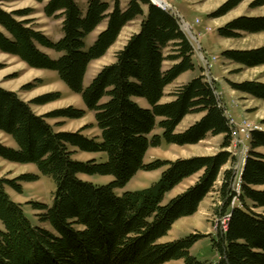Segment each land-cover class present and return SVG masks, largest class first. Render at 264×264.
Masks as SVG:
<instances>
[{
	"label": "trees",
	"instance_id": "1",
	"mask_svg": "<svg viewBox=\"0 0 264 264\" xmlns=\"http://www.w3.org/2000/svg\"><path fill=\"white\" fill-rule=\"evenodd\" d=\"M243 1L227 0L209 17H223ZM262 5L264 0H259L250 7ZM43 13L61 20L57 41L34 27L31 9L7 12L0 7V53L16 57L29 68L55 72L93 113L99 136L88 138L83 130L56 131L47 122L48 118L80 119L83 110L69 107L42 116L32 111L30 105L49 103L56 94L25 102L0 87V132L15 144V148L0 144V159L32 164L54 185L50 205H32L41 213L39 221L50 227L47 230L33 225L22 205L6 193V187L20 193L18 182H33L37 177L0 178V264H264V215L253 211L264 209V153L258 151L264 150V132H251L250 150L237 167V158L226 150L231 141L228 120L204 76L179 87L170 102L160 103L168 85L194 70L193 48L178 21L150 0H128L124 9L120 0H88L84 8L76 0H48ZM136 19L140 20L138 31L85 87L89 64L102 58L122 29ZM102 24L103 30L87 47L86 38ZM217 32L225 39H237L240 33H264V17H240ZM43 49L57 57L52 59ZM222 55L248 68L264 65V47ZM166 61L172 65L164 70ZM232 87L264 99L263 84ZM137 99L144 100L147 107H141ZM191 114L202 117L176 133ZM156 128L161 135L152 134ZM207 135L222 136L220 151L212 156L144 163L147 151L162 140L178 146L195 145ZM72 149L100 154L104 160L76 161ZM161 168L165 169L149 188L116 193L137 172ZM81 175L110 176L112 181L97 185ZM195 175L193 185L165 200ZM218 180L215 213L220 221L227 215L228 219L225 230L220 226L210 240L217 259L199 261L191 255V248L203 238L198 235L160 242L175 222L197 212Z\"/></svg>",
	"mask_w": 264,
	"mask_h": 264
},
{
	"label": "rangeland",
	"instance_id": "2",
	"mask_svg": "<svg viewBox=\"0 0 264 264\" xmlns=\"http://www.w3.org/2000/svg\"><path fill=\"white\" fill-rule=\"evenodd\" d=\"M44 3H37L34 0H0V7L11 12L14 10L31 9L32 15L29 17L33 20L32 24L36 29L41 31L51 41H57L61 37V20L56 18H48L43 13ZM88 0H76V3L84 8ZM111 3V0H102ZM227 0H166V2L177 12L183 21L189 25L190 32L197 42L192 43L193 57L192 62L195 70L187 75L191 81L198 73L203 74L204 78L210 83L220 104L225 109L224 115L230 118L234 124H242L254 131L264 132V99H258L244 92L234 90L232 85H243L244 83L263 84L264 85V65L254 68H248L236 64L228 60L222 54L225 51H251L264 47V33L248 34L240 33L237 39H225L218 35L217 29L232 22L240 17L260 18L264 17V5L251 8V4L259 0H244L235 9L220 18H211L209 15ZM128 0H120V7L124 9ZM139 19L128 23L121 31L116 42L111 46L106 54L95 61H92L87 69L84 86L87 87L95 75L106 65L114 61V56L129 39L139 29ZM105 24L98 27L91 35L86 38V46L93 44L95 37L104 28ZM189 39L190 38L189 36ZM200 46V48H199ZM199 48V49H198ZM46 52L52 59L57 56L53 52ZM168 53L170 50H167ZM200 53L208 61V65L200 58ZM172 65L166 61L163 65L167 70ZM216 78V79H215ZM186 81L184 75L177 77L164 91V97L160 103H168L173 100L172 94ZM0 87L12 92L25 102H33L37 99L45 98L49 95H57L56 99L43 105H30L32 111L37 115H48L55 111H61L66 108H74L83 110L84 116L80 119L48 118L47 122L54 127L56 131L75 133L83 130L82 134L88 138L99 136V131L95 126L93 113L89 112L84 106L79 95L71 92L59 79L55 72L48 70L32 69L18 60L16 57L0 53ZM137 103L141 107H147L144 100L137 99ZM202 114L187 115L178 125L175 132L181 133L193 123L197 122ZM162 131L156 128L153 135H161ZM244 149L242 145L239 149L232 148V155L238 160V165L242 159V163L250 150V138H245ZM222 136L207 135L206 138L195 145L178 146L174 144H166L163 140L160 145L150 148L144 158V163L149 164L159 161H175L177 159H185L191 157L212 156L220 151ZM231 142V141H230ZM0 144L15 148L14 142L5 134L0 132ZM231 146V143H230ZM74 150L73 158L76 161H88L95 159L97 161L104 160L100 154L84 153L77 149ZM231 151L230 147L226 149ZM236 150V151H234ZM259 152L264 153L263 149ZM242 165V164H241ZM223 167L221 171L225 170ZM165 168L156 171L145 172L139 171L124 187L117 190L116 193L121 194L125 191H138L149 188L160 177L161 172ZM36 176L33 182H18L21 192L18 193L9 187H6V193L10 199L22 205L26 217L33 225L50 230V227L39 221V211L32 209L33 204L50 205L54 185L49 178L39 174L36 167L32 164H16L0 159V178L14 180L21 176ZM81 179L92 182L97 185H104L112 181L110 176H80ZM197 180V175L184 180L176 188H174L165 200L180 194L189 186L193 185ZM220 185L218 180L214 186V190L209 193L200 203L197 212L190 216L179 219L173 224L167 236L160 242H170L183 239L188 235H198L203 237L190 250L199 261L214 262L217 258L210 249V240L215 237L220 226L226 228V219L219 220L215 213V209L219 206V200L216 190ZM261 189V188H260ZM264 189V187H262ZM254 212L264 215V209H253ZM228 216H225V218ZM1 227V224H0ZM164 264H182L181 261H171Z\"/></svg>",
	"mask_w": 264,
	"mask_h": 264
},
{
	"label": "built area",
	"instance_id": "3",
	"mask_svg": "<svg viewBox=\"0 0 264 264\" xmlns=\"http://www.w3.org/2000/svg\"><path fill=\"white\" fill-rule=\"evenodd\" d=\"M156 1H158L159 3H157ZM150 2L154 4L155 6H157L158 8H160L161 10L170 12L171 16L178 21L181 29L185 28L186 26L185 22L182 20L179 14L175 12L173 8L166 2V0H150ZM206 64L208 63L206 62ZM227 119H228V126L230 128V138H231L230 150L232 148L239 149L241 145H242V148L244 149L243 147L244 140L242 136H244L245 138H249V136L251 135V132H253L254 130L242 124H234V122L230 120V118H227ZM230 152H232V150ZM225 219L227 220V217Z\"/></svg>",
	"mask_w": 264,
	"mask_h": 264
},
{
	"label": "crops",
	"instance_id": "4",
	"mask_svg": "<svg viewBox=\"0 0 264 264\" xmlns=\"http://www.w3.org/2000/svg\"><path fill=\"white\" fill-rule=\"evenodd\" d=\"M194 70H195V65H194ZM193 70V71H194ZM192 71V72H193ZM190 72L191 71H187V72H185V73H183V74H181V75H184L185 77H186V81L183 83V84H186V83H188L190 80L187 78L188 76L187 75H189L190 74ZM203 76V74H201V73H198L197 75H195V77L194 78H196V77H198V76ZM216 79V78H215ZM192 80V79H191Z\"/></svg>",
	"mask_w": 264,
	"mask_h": 264
},
{
	"label": "bare ground",
	"instance_id": "5",
	"mask_svg": "<svg viewBox=\"0 0 264 264\" xmlns=\"http://www.w3.org/2000/svg\"><path fill=\"white\" fill-rule=\"evenodd\" d=\"M157 3H159L158 1H156ZM187 27V26H186ZM188 28V27H187Z\"/></svg>",
	"mask_w": 264,
	"mask_h": 264
}]
</instances>
